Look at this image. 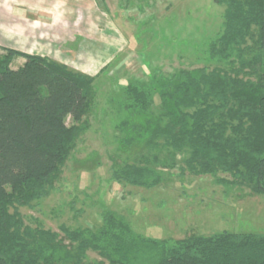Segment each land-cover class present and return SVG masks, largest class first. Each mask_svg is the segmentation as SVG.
I'll return each instance as SVG.
<instances>
[{
  "label": "trees",
  "instance_id": "1",
  "mask_svg": "<svg viewBox=\"0 0 264 264\" xmlns=\"http://www.w3.org/2000/svg\"><path fill=\"white\" fill-rule=\"evenodd\" d=\"M215 1L225 8L223 29L206 53L217 65L211 71H176L158 95L157 114L151 113L153 91L129 85L126 109L144 118L131 129L149 133L151 141L162 140L154 147L182 156L190 174H222L229 181L221 183L264 195V0ZM253 39L256 53L245 59L253 53L247 45ZM3 50L0 264H87L89 252L101 260L97 264H264V234L155 240L135 234L112 211L100 215L96 229L62 225L53 232L25 225L18 209L50 194L84 132L83 119L95 99L94 80L39 55ZM15 58L24 63L12 69ZM143 161L114 171L112 179L150 187V164L159 159L153 155L151 162Z\"/></svg>",
  "mask_w": 264,
  "mask_h": 264
},
{
  "label": "rangeland",
  "instance_id": "2",
  "mask_svg": "<svg viewBox=\"0 0 264 264\" xmlns=\"http://www.w3.org/2000/svg\"><path fill=\"white\" fill-rule=\"evenodd\" d=\"M29 2L0 0V54L4 48L38 54L91 77L95 99L53 190L18 209L25 225L53 232L62 225L96 229L100 215L112 211L135 234L155 240L264 234V195L221 183L229 181L222 174H190L182 156L154 147L162 140L133 132L131 127L144 118L126 109L129 85L153 91L151 113L157 114L158 95L176 71L215 68L206 47L223 29L224 6L215 0H46L45 8L35 11V1ZM26 3L30 8H17ZM254 41L248 40L253 53L245 59L254 57ZM261 59L264 67V55ZM23 63L15 58L11 67ZM153 155L159 161L150 164L155 175L150 187L112 179L114 171L151 162ZM99 261L88 253L87 264Z\"/></svg>",
  "mask_w": 264,
  "mask_h": 264
},
{
  "label": "crops",
  "instance_id": "3",
  "mask_svg": "<svg viewBox=\"0 0 264 264\" xmlns=\"http://www.w3.org/2000/svg\"><path fill=\"white\" fill-rule=\"evenodd\" d=\"M27 2H29V1H32V2H34L35 1V3L34 4H32V5H34L35 7H33V9L36 11V10H39V9H44L45 8V1L46 0H26ZM50 1H52V0H50ZM32 2H29L30 4L32 3ZM23 3H25V2H23ZM59 4V3H58ZM17 8H22V9H24V8H30V6L28 5V3H26V4H20V5H18L17 6ZM36 55H38V54H36Z\"/></svg>",
  "mask_w": 264,
  "mask_h": 264
}]
</instances>
